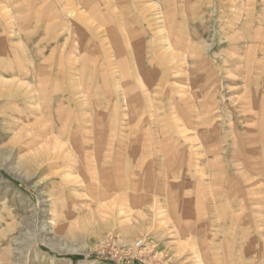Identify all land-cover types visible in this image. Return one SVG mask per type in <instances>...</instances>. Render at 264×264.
<instances>
[{
  "label": "rangeland",
  "instance_id": "rangeland-1",
  "mask_svg": "<svg viewBox=\"0 0 264 264\" xmlns=\"http://www.w3.org/2000/svg\"><path fill=\"white\" fill-rule=\"evenodd\" d=\"M17 263L264 264V0H0Z\"/></svg>",
  "mask_w": 264,
  "mask_h": 264
},
{
  "label": "bare ground",
  "instance_id": "bare-ground-1",
  "mask_svg": "<svg viewBox=\"0 0 264 264\" xmlns=\"http://www.w3.org/2000/svg\"><path fill=\"white\" fill-rule=\"evenodd\" d=\"M167 49H168V48H167ZM167 51H168V50H167ZM167 51H166V52H167ZM169 52H172V50L169 51ZM166 54H167V53H166ZM169 54H172V53H169ZM169 54H168V55H169ZM172 55H173V54H172ZM174 56H175V55H174ZM170 57H171V56H168V59H169ZM172 57H173V56H172ZM53 150L56 151L57 149L54 148ZM70 152H71V151H70ZM45 157H46V156H45ZM51 211H52V210H51ZM33 239H34V238H33ZM36 245H37V244H36ZM25 247H27V246H25ZM36 247H37V246H36ZM28 248H29V246H28ZM21 251H22V250H21ZM28 251H29V250H28ZM17 264H18V263H17Z\"/></svg>",
  "mask_w": 264,
  "mask_h": 264
},
{
  "label": "trees",
  "instance_id": "trees-1",
  "mask_svg": "<svg viewBox=\"0 0 264 264\" xmlns=\"http://www.w3.org/2000/svg\"><path fill=\"white\" fill-rule=\"evenodd\" d=\"M70 258L75 260V257H70Z\"/></svg>",
  "mask_w": 264,
  "mask_h": 264
},
{
  "label": "built area",
  "instance_id": "built-area-1",
  "mask_svg": "<svg viewBox=\"0 0 264 264\" xmlns=\"http://www.w3.org/2000/svg\"><path fill=\"white\" fill-rule=\"evenodd\" d=\"M139 246V245H138Z\"/></svg>",
  "mask_w": 264,
  "mask_h": 264
}]
</instances>
